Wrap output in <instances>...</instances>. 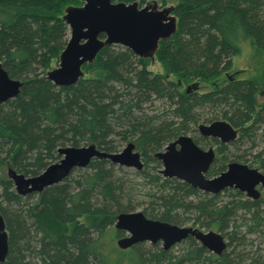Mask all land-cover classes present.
Listing matches in <instances>:
<instances>
[{"label":"trees","instance_id":"16d2710c","mask_svg":"<svg viewBox=\"0 0 264 264\" xmlns=\"http://www.w3.org/2000/svg\"><path fill=\"white\" fill-rule=\"evenodd\" d=\"M177 1L173 10L177 29L171 37L159 42L154 55L176 81L151 75L145 59L125 47L111 45L99 51L92 63L82 66L87 77L70 86L56 87L43 73L38 74L36 67L42 63L47 68L51 57L58 58L61 47L55 45L67 27L61 18L66 0H0V61L11 78L25 81L15 98L0 105V168L9 166L25 176L37 175L59 158V147H76L86 140L115 152L111 136L126 138L130 133L137 134L136 147L149 162L154 158L152 152L198 116L194 110L198 102H226L228 95L246 104V111L233 116L241 138L248 136L253 143L257 130L260 136L264 135V101L257 106L260 110L251 122L248 114L255 109L257 91L260 88L264 91V68L260 84L232 81L200 97L188 95L186 91L170 92L172 87L178 89L180 83L196 85L218 78L230 67L221 66V58L236 54L245 44L264 53L261 16L264 0ZM165 94L175 105L173 115L179 121L145 113L144 104L163 100ZM234 109L239 111V105ZM245 123L249 125L244 127ZM225 159L220 160L216 170L222 169ZM253 159L264 168V146ZM92 163L94 170L78 176L74 185L68 184L67 179L47 187L39 194L38 201L27 207L26 214L39 236L31 235L30 226L19 210L6 212L11 233L7 264H158L162 261L228 264L226 254L219 259L213 255L201 258L204 248L198 245L177 257L167 250L144 253L137 246L134 252L119 249L109 226L117 213L133 209L120 204L122 189L105 162L94 160ZM150 178L157 181L156 177ZM166 183L170 191L163 194L158 189L161 194L154 195L153 205L147 212L149 217L177 222L176 219L182 218L180 214L190 213L200 220L203 217L201 222L207 226L221 229L234 212L229 203L215 207L213 198L188 200L194 189L174 180ZM7 185L8 180L0 177V186L4 187L2 197L18 204L19 196L7 191ZM259 202L251 204L256 206ZM241 205L246 210L244 213H249L246 203ZM158 208L162 211H156ZM27 248H31L29 252L35 254L37 261L27 258ZM244 264L258 262L250 260Z\"/></svg>","mask_w":264,"mask_h":264},{"label":"water","instance_id":"95a60500","mask_svg":"<svg viewBox=\"0 0 264 264\" xmlns=\"http://www.w3.org/2000/svg\"><path fill=\"white\" fill-rule=\"evenodd\" d=\"M80 1V6H66L61 17L69 29V38L58 54L57 67L48 70L45 75L56 87L76 84L83 77L82 66L92 63L99 51L111 45L125 47L138 58L152 59L159 42L171 37L177 29V17L172 14L173 5L159 6L155 0L147 1L143 7H139L137 1ZM22 85V82L12 79L0 63V105L15 98ZM194 87L195 84L187 86V90ZM198 127L203 136L219 138L222 143L235 139L237 133L225 121L216 120ZM57 152L61 156L59 162L49 164L37 175L25 176L12 168L7 170L8 179L13 182L19 195L41 192L44 188L61 182L72 169L86 166L93 157L109 159L113 164L124 167H142L140 155L130 142L120 151L112 153L99 151L93 144L59 147ZM154 156L162 162V174L206 192L218 193L223 188L234 187L250 198L257 199L260 196L259 188L264 190V174L238 162H230L225 171L206 178L204 173L214 160L213 149L199 148L186 135L179 136L168 144L165 151H159ZM115 220V228L127 233L116 240L119 249L125 250L137 242L155 243L159 240L163 243V249H168L188 234L215 254H221L225 248L223 238L217 232L203 233L189 227L147 219L142 211L119 213ZM3 229L4 223L0 216V263L7 254V240Z\"/></svg>","mask_w":264,"mask_h":264},{"label":"rangeland","instance_id":"374dc122","mask_svg":"<svg viewBox=\"0 0 264 264\" xmlns=\"http://www.w3.org/2000/svg\"><path fill=\"white\" fill-rule=\"evenodd\" d=\"M137 1L139 4V7H143L145 3L149 0H130L129 2ZM159 6H169L173 5L174 7L177 4V0H155ZM82 2L80 0H66V6L68 5H74V6H80ZM64 7V8H65ZM261 16L264 19V5L261 9ZM172 14L173 11H172ZM62 17V16H61ZM67 26V25H66ZM61 37L58 41H56L57 45L56 47H61V50L64 48V45L66 44L68 38H69V29L68 27H65L64 32L62 33ZM55 44V43H54ZM1 63V61H0ZM146 69L149 71L151 75H161L164 76L163 78L167 77L169 81H176L175 76L172 74H167V70L165 69L164 65L159 62L156 57H153L152 59H145ZM39 66L36 67V72L38 74L46 75V72L48 70H51L58 65V58L51 57L50 61L48 63L47 68L43 66L42 63L38 64ZM220 65H230L228 68L229 70L221 73V75L213 80H206V81H200L198 84L195 85L194 88H189L187 90V86L192 87L193 82L191 83H180V86L178 89L175 87H172L170 92L174 93H183L186 91V93L189 95H195L200 97V95H203V93L214 91V90H220L223 86L228 85L232 81H253L257 84H260L262 81L263 76V68H264V53L260 50H256L254 46L250 44H245L241 47L240 51H238L236 54L230 55L229 57L223 56L221 58ZM3 67V66H2ZM83 71V77H87L88 73ZM12 79L18 80L24 84V80L22 78L13 77ZM165 79V81H168ZM23 86V85H22ZM260 88V86H259ZM228 101L222 102L218 101L215 103H208L207 101L203 102L204 100H201V102L197 103V106L194 107L195 112L197 113V117L193 120V122H188L187 128L178 131L176 134L173 135V137L165 142L159 149L152 152V155L159 152V151H165L166 147L169 143L176 140L179 136H189L197 146L203 150L208 149L211 147L214 152V156L216 157L212 166L209 168V170L204 173V176L206 178H212L217 176L222 171L226 170V166L230 162H238L242 164H246L250 168H256L259 172L264 174V168L260 166L258 162L253 159V155H255L258 151H263L264 146V135L260 136L261 132L260 130H257V135L255 137V141L251 143V139L248 138V136H244L241 138V130H239V127L234 126L233 122V116L237 117V113L241 110L246 111V104L245 102H242L241 100L234 99L232 95H228ZM165 99L163 100H152L151 102H148L144 104V111L145 113L149 115H161V119H170L173 118L174 121H179L178 117L175 118L173 115V111L175 108V105L172 104L167 98L168 96L165 94ZM176 98V97H175ZM255 99V109L250 110L251 112H248L249 115H251V120H254L257 117V113L260 109L257 108L260 107L263 104L264 101V91L262 88H260L257 91ZM234 102V103H233ZM235 104V105H233ZM239 105V111L234 109V106ZM152 113V114H151ZM232 117V118H231ZM225 121L227 122L234 130L237 131L236 138L225 142L224 144H221L219 142H215L216 140H219V138H213L211 136H203L199 132V125L200 124H209L212 121ZM262 123H259L261 125ZM249 123H245L244 127H247ZM259 125H256L254 127H260ZM264 127V124H262ZM254 131V130H253ZM137 138V134L130 133L126 136V138H119V136H111V141L113 144V149L116 148V151H120L127 143H132L134 145V150L140 155V162L142 164L141 169H137L134 167H124L120 166L119 164H113L109 159H100L93 157L86 166L84 167H76L70 171L68 176L63 180L68 179V184L71 186L74 185L75 179H77L78 176H81L85 173H90L94 169L92 168V162L94 160H103L105 162L106 167H109L111 169V173L113 177L115 178L118 185L121 187V198H120V204L123 205L126 209L132 208L134 211H146V216L149 217L147 212H150L151 206L153 205V202L155 200V196L160 195L161 193L159 188L162 189V193L165 194L168 190L170 191L169 186H167L166 182H170L171 180H174L177 183L185 184L191 188H194V194L187 198L188 200L198 201L196 198L199 197L201 199L203 197H210L212 199V204L214 203L215 207H218L221 204L229 203V206L234 208V212H231L230 215L226 218V222L223 225L221 229L216 228V226H207L206 222H201L198 217H196L194 214H180V219H176L177 222L173 221H167V220H161L157 219L158 216H156L155 219L160 221H165L173 225H177L179 227H189L192 229H196L200 232H208L209 230H212L214 232L219 233L222 238L223 242L225 244V248L222 251L221 255H225L227 257V260L229 261L228 264H244L248 263L250 260H257L258 264H264V201L259 202L258 205L252 206V201L245 200L246 196H239V191L235 189L234 187H227L222 190H220L218 193H211V192H205L203 189L195 188L191 186L190 184L185 183L182 180H179L175 177H167L164 174H162L160 171L164 169L161 161L158 160V158L154 157L153 159L147 162V160H144L142 157L140 150L136 147L135 139ZM241 138L237 143V139ZM220 141V140H219ZM89 144L94 143H88L86 140H82L79 144V146H86ZM225 145V146H223ZM70 146V145H67ZM64 147V146H63ZM95 147L102 152L105 153H112L114 151L110 150H104L101 148H98L96 145ZM178 148V145L176 146ZM226 158L223 162L222 169L216 170L218 165H220V160ZM11 168L9 166L4 167L3 169L0 168V177L5 178L8 180L9 185H7V191L10 193H14L15 195L19 196V202L18 204L13 203L10 201L7 197H2V193L4 192V187L0 186V216L4 223V232L6 234V240H7V254L5 256V259L0 264H7L8 256H9V247H10V230L8 228L7 220H6V212L11 211L12 209L19 210L20 215L23 217V219L26 221L27 225L30 226L31 235L33 233V236H39V232H37L34 228V225L32 223V219L26 214L27 207L30 205H34L39 198V192H32L25 195H19L14 187V184L11 180L8 179L7 170ZM144 170V172H142ZM216 171V172H214ZM151 177H156L157 181H152ZM164 179H167L169 181H166ZM149 180V181H147ZM62 181V182H63ZM61 182V183H62ZM173 183V182H172ZM174 185V184H173ZM47 188V187H46ZM44 188V189H46ZM43 189V191H44ZM245 198V199H244ZM260 198L264 199V190L260 189ZM259 198V199H260ZM260 201V200H258ZM241 203H246L247 212L244 213V210H242ZM211 204V203H210ZM131 205L130 207H128ZM3 209V210H2ZM162 211L161 208H158L156 211ZM155 211V212H156ZM246 211V210H245ZM194 212V211H193ZM196 214V212H195ZM193 215L192 217H190ZM152 218V217H151ZM204 220V219H203ZM68 227H71L70 225ZM113 232H114V243L118 238L124 237L127 235V233L123 231H118L114 227V223H112L109 226ZM190 240H192L190 242ZM35 245V242H32ZM163 243L161 240L152 243L150 241H143V242H137L133 244L131 247H128L125 250H128L130 252H134L135 247L137 246L138 250L140 252H156V250H167L172 256H181L187 253V251H190L196 246H201L202 244L191 234H188L184 239L180 240L179 242L173 244L168 249H163ZM28 252L31 251V248H27ZM207 255H211V251L204 248V251L201 252V258L206 257ZM215 256L214 258L219 259L221 256ZM27 258L33 259V261H37L38 258L35 256V254H31L30 252L27 253ZM158 264H168L165 262H159ZM188 264V263H185Z\"/></svg>","mask_w":264,"mask_h":264},{"label":"flooded vegetation","instance_id":"af4514ba","mask_svg":"<svg viewBox=\"0 0 264 264\" xmlns=\"http://www.w3.org/2000/svg\"><path fill=\"white\" fill-rule=\"evenodd\" d=\"M114 1H116V0H114ZM124 2V1H123ZM128 3V2H127ZM174 10V9H173ZM174 13V12H173ZM175 15V14H174ZM176 16V15H175ZM236 138V137H235ZM220 140V139H219ZM219 140H216L215 142H219V143H221V144H224V143H222L221 141H219ZM225 145H226V143H225ZM225 145H223V146H225ZM58 150V149H57ZM57 154H58V152H57ZM153 155H155V154H153ZM58 156H59V158H57L55 161H51L49 164H52V163H56V162H59V160L61 159V156L58 154ZM155 157V156H154ZM215 156H214V160H215ZM159 161H161L160 159H158ZM214 160L211 162V164H210V166H209V168L212 166V164H213V162H214ZM162 163V162H161ZM209 168H208V170H209ZM207 170V171H208ZM206 171V172H207ZM205 172V173H206ZM210 178V177H209ZM63 181V180H62ZM61 181V182H62ZM61 182H58V183H54V184H52V185H57V184H60ZM52 185H50V186H52ZM50 186H48V187H50ZM259 187V186H258ZM191 188V187H190ZM227 188V187H226ZM192 189H194V188H192ZM224 189V188H223ZM259 189H261V188H259ZM43 192V190L41 191V192H39V193H42ZM206 192V191H205ZM207 193V192H206ZM239 196H246V199L245 200H248V201H258V200H260L261 202L263 201L262 199L263 198H260V196H259V198H257V199H252V198H250L249 196H247L246 195V193H244V192H240L239 191ZM202 198L201 199H199V197L198 198H196V200H198V201H205L206 199L207 200H209L210 199V197H203V196H201ZM192 201H193V199H192ZM242 210H244V209H242ZM245 211V210H244ZM132 212H136V211H134V210H128V211H121V212H119V213H132ZM119 213H117V214H119ZM143 213V215L145 216V218H147V219H152V220H157V219H155V218H151V217H147L146 216V214L144 213V212H142ZM116 214V215H117ZM116 215H115V217H114V221H113V223L115 224V218H116ZM163 222H165V221H163ZM168 223V222H167ZM115 227V226H114ZM116 229V228H115ZM117 230V229H116ZM209 231H212V230H209ZM115 244H116V241H115ZM202 247L203 248H205L203 245H202ZM205 249H207V248H205ZM221 254H222V252H221ZM221 254H217L216 256H221ZM211 255H214L215 256V253H213L212 251H211Z\"/></svg>","mask_w":264,"mask_h":264}]
</instances>
